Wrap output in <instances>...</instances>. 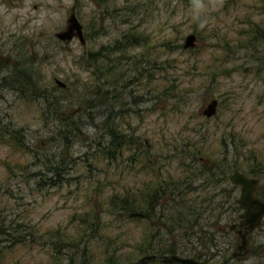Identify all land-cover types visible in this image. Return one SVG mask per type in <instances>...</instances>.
Wrapping results in <instances>:
<instances>
[{
  "label": "rangeland",
  "instance_id": "rangeland-1",
  "mask_svg": "<svg viewBox=\"0 0 264 264\" xmlns=\"http://www.w3.org/2000/svg\"><path fill=\"white\" fill-rule=\"evenodd\" d=\"M261 6L258 0H0V127L20 130L29 150L35 154V158L26 156V171L39 170L48 175L49 164L46 159L50 160L53 155L55 161L56 153L61 150L60 138H49L54 120H48L50 116L40 108L39 97H32L33 93L39 95L43 86L59 89L54 79L61 81L67 87L61 96L70 103L62 107L60 114L69 113L75 107L71 105L80 97V82L88 79V73H92L93 67L86 64V60L93 59V56L85 54L96 53L94 58L97 63L102 61L103 54L97 55L99 47L105 44L108 47L129 27L143 32L144 40L142 45L133 49L107 55L109 60L117 61L116 68L119 75H122V81L108 89L112 96L106 101L109 105L117 102L115 105L123 110L124 115L119 116L118 121L121 123L118 128L121 134L133 142H142L150 147L148 153L153 156L152 165L155 170V174L124 171L123 180L118 181V170L127 167L133 145H125L111 163L105 165L104 162H96L92 163L95 169L89 168L94 150L86 147L83 137L89 136L87 141H100V137L97 131L90 128L86 118L80 116L85 131L72 140L66 167L59 174L63 180L66 178L77 183L76 186L55 189L42 185L40 181V188L35 191L33 186L36 184L32 181L36 176L27 177L25 173L18 178L9 176L5 163L9 162L8 166L14 167L16 156L8 155V147L0 144V215L5 216L6 220L18 219L19 222L26 220L23 215L27 212L31 221L41 228H51L58 224L64 226L69 213L72 210L79 211L85 205L82 188L95 182L100 185L102 175L113 181V187L109 185L103 188L107 195L114 188L119 191L121 184L137 186L135 181H151L157 175L158 166L164 171L161 173L164 179L176 177V160L174 156L169 160L167 157L175 143L176 147L184 142L187 144V157L191 149L198 148L201 153L197 160L200 157L208 160L219 158L223 154L228 161L237 162V169H245L243 165L252 161L259 162L260 165L255 167L261 172L263 182L264 67L256 63L254 58L264 55V48L261 47L264 41L254 49L246 46L235 48L230 43L226 50L229 54L221 61L212 63L215 56L222 55V37H239L245 33L249 23L260 25L264 22ZM71 9L82 29V44L76 38L61 42L54 37L55 32L64 29ZM187 33L195 35V45L183 49L181 44ZM173 37L176 40L170 42L167 50L161 41ZM176 43L181 47L173 48ZM183 57L187 59V74L181 81L187 89L186 93H181L183 96L178 100L166 98L161 93L163 88L160 85L172 83L170 75H173V67L160 61L181 60ZM208 64H211L210 67ZM15 69L21 70L23 76H18ZM29 70L39 86L33 93L21 84L26 75L23 72ZM113 95L117 99L113 100ZM209 98L217 99V113L215 117L205 119L200 108ZM99 117L95 118L96 124L101 119ZM104 140L107 141V138ZM220 143L229 149L220 150ZM239 144L240 147L234 150L233 146L238 147ZM10 170L14 171V168ZM231 171H227V177ZM212 173L215 178L217 172L212 169ZM231 189L227 180L214 184L207 172L195 173L184 201L195 202L197 207H204L213 217L219 210L220 221L207 230L206 242L203 236L196 238L202 231L199 228L195 229V233L191 229L187 234L181 228H175L171 234H167L170 233L167 232L170 226L158 228L155 225L161 235L159 243L172 241L175 254L180 256H189L188 253L193 250L195 253H216L210 262L219 264L221 249L227 246L231 237L234 241L227 228L233 216V202L237 194ZM67 190L71 191V195H66ZM92 193L90 198L93 200L95 191ZM205 216L211 220L212 216ZM112 217L106 212L102 214L103 222H109V226L102 228V237L93 247L102 250L104 238L116 234L117 247H120L123 256L132 258L135 255L133 246L138 244L142 233L146 231V223L126 220L122 223L114 222ZM1 222L4 223L3 220ZM199 238L204 239V245L198 243ZM255 239L263 251L264 232H260ZM12 250L4 264H13L16 260L23 264L26 259H30L31 254L24 248L15 246ZM36 250L33 251L34 260L28 264H48L49 257L44 252L46 249ZM93 253L99 254L97 250H93ZM259 256L264 258V253L260 252ZM243 258L237 263L232 260L230 264H264V259ZM128 261L130 259L122 263L127 264Z\"/></svg>",
  "mask_w": 264,
  "mask_h": 264
},
{
  "label": "trees",
  "instance_id": "trees-1",
  "mask_svg": "<svg viewBox=\"0 0 264 264\" xmlns=\"http://www.w3.org/2000/svg\"><path fill=\"white\" fill-rule=\"evenodd\" d=\"M262 5L261 11H264V0H258ZM246 31L239 37L226 38L222 37L223 50L222 55L215 56L212 63L217 60L221 61L225 58L226 54H229L226 50L229 49V44L232 43V47L246 46L247 48L254 49L257 44L264 41V29L249 23L246 25ZM133 30V31H132ZM144 33L141 31H135V28H126L121 32L119 39L112 41L107 47L100 46L97 55L103 54L102 61L97 63L94 56L96 53L87 52L85 55L93 56V59L86 60V64H89L92 68V73H88V79L80 82L81 93L77 102L73 103L75 107L69 112L61 115L63 111L62 107L70 103L69 100L63 98L61 94L66 92V88H55V87H42L39 95L35 92L38 82L31 70L24 71L26 74L21 82L22 86L28 88L33 93L32 97H39L38 104L40 108L45 110V113L50 116L48 120H54L53 126H50V139L52 137L60 138L61 150L55 155L57 159L54 161V156L51 159H46L48 163V175L41 173L39 170L27 172V155L35 158L27 145L25 138L23 137L20 130H14L9 128L0 127V144H4L8 147V155L14 154L16 159L14 160V167H9L10 164L5 163V170L8 171L9 176L18 178L22 174H26L27 177L36 176V179L32 183L36 184L33 189L37 191L40 187V181L42 185L46 184L48 188L58 189L64 187L67 189L70 186H76L77 183H72L68 179H62L59 175L62 170L66 167L68 150L72 145V140L83 134L85 127L82 125L81 118H86L90 128L99 133L100 141L88 140L89 136H84L83 141H86V147L94 150L91 153V159L89 168L95 169L96 162L103 163L106 165L107 162L111 163L116 160L119 156L121 149L127 145H133V152L131 157L128 159L127 167L118 170V178L123 180L124 171L132 172L137 174L139 172H151L155 174L153 156H150L148 151L149 148L142 142H137L129 138L124 137L121 134V130L118 129L121 125L119 123V116L124 115L123 110L117 107L115 103L109 105L106 101L112 92H109V88H113L118 82L122 81V75H119L116 64L117 61L112 59L109 60L107 55H112V52H124L133 49L135 46L142 45ZM241 38V39H240ZM176 38L163 39L161 44L168 50L170 42H174ZM181 46L177 43L173 45V48H180ZM182 48V47H181ZM225 49V50H224ZM126 54V53H125ZM124 54V55H125ZM160 53L157 54V56ZM114 58V57H113ZM256 63H260L261 67H264V55L258 58H254ZM169 63L173 67L171 80L172 83L169 85H160L163 90L162 94L166 95V98H174L178 100L183 94L186 93V87L182 86L181 78L187 74V59L183 57L181 60L169 59L162 60L160 63ZM211 65V64H210ZM208 64V67H210ZM205 67V66H203ZM202 67V68H203ZM136 68V67H134ZM96 71V72H93ZM176 70L177 73H174ZM14 72H18V76H23L21 70L15 69ZM108 77V79H107ZM153 80V78H150ZM169 87L170 89L167 90ZM55 90H58L55 93ZM36 94V95H35ZM113 100L117 99V96L113 95ZM134 102H138L134 100ZM176 102V101H175ZM177 103V102H176ZM176 107V105H174ZM117 107L116 110H113ZM100 112V113H98ZM80 113L78 116L76 114ZM102 113V114H101ZM41 113H39L40 115ZM95 115V116H93ZM100 116L99 125L95 123V118ZM43 116H41L42 118ZM98 118V119H99ZM77 119L79 122H77ZM97 119V120H98ZM50 122V121H49ZM49 122L47 124H49ZM122 122V121H121ZM107 138V141L104 140ZM128 140V141H127ZM182 141V140H181ZM183 142V141H182ZM94 145L92 146V144ZM39 146V145H38ZM182 147H184V150ZM193 150V151H192ZM171 154L167 153L168 160L174 156L176 160V168L178 169L176 177L166 178L165 181L158 183L156 177L144 182H136V185L126 186L120 185V190L117 191L115 188L107 195L103 188L112 185L113 181H110L102 175L101 184H89L87 187L82 188V197L85 205L81 210H72L67 218V224L64 226L56 225L51 228H41L38 224L31 221L28 213L23 215L26 220L18 219H5V216L0 215V264H4L6 257L13 251L12 248L17 246L24 248L27 253H30V259H27L23 264H28L34 260V253L36 248H44V252L47 254L48 264H123L127 260V264H169L161 260L163 255L175 253V245L172 241L168 243L160 244V231H156V227H171L167 234H171V231L175 228L182 229L184 234L194 229L197 221L205 214L211 216V212H208L204 207H197L195 202H189L187 199V189L191 188V178L195 173H208L211 182L216 184L217 181H226L228 183L227 171L235 168V161H228L226 155H220L214 159H205L203 161L197 160L198 155L201 151L198 148L191 149L190 154L187 157V144L181 143L176 147V143L170 148ZM141 153V154H140ZM175 153V155H174ZM255 158V157H254ZM187 159V162H186ZM73 162V160H71ZM185 161V162H184ZM93 163V164H92ZM195 163L198 166L195 167ZM188 164V165H187ZM252 164L257 166L260 163L252 161ZM135 168V166H137ZM118 169V164L115 165ZM14 168L13 170H10ZM130 168V170H129ZM212 169L217 172V176L213 178ZM90 171V169L88 170ZM8 175L6 177H9ZM48 176L47 178H45ZM155 176V175H154ZM45 179V180H43ZM98 180V179H96ZM38 185V186H37ZM232 188V187H231ZM173 192L170 200V206L164 208L160 206V209L156 210L160 198L168 190ZM232 190V189H231ZM95 191L93 200L90 198ZM176 192L179 195L175 197ZM66 195H71V191L67 190ZM188 203V205H187ZM106 212L112 217L114 222L126 221H142L146 223V231L141 235V239L138 244L133 246L135 255L132 258L123 256L120 251V247H117V235L106 236L104 238L102 250L93 247V244L102 237V228L108 227L109 222L104 223L102 220V214ZM205 212V213H204ZM1 213V210H0ZM183 215H186L183 218ZM156 217H159L158 219ZM193 222V223H192ZM168 223V225H166ZM192 223V224H191ZM194 227V228H193ZM161 230V229H160ZM143 231V230H142ZM193 233V234H194ZM203 236L204 239L207 237L204 232L197 235ZM204 239L199 238L198 243L203 244ZM5 242V243H2ZM93 250H97L99 254H94ZM145 254H152L154 258L148 260H139V258ZM105 256V257H103ZM13 258V257H11ZM124 259V260H123ZM123 262V263H122ZM20 261L16 260L19 264Z\"/></svg>",
  "mask_w": 264,
  "mask_h": 264
},
{
  "label": "flooded vegetation",
  "instance_id": "flooded-vegetation-1",
  "mask_svg": "<svg viewBox=\"0 0 264 264\" xmlns=\"http://www.w3.org/2000/svg\"><path fill=\"white\" fill-rule=\"evenodd\" d=\"M263 24H264V22H262L260 25H257V26L264 29V25ZM261 47L264 48V46H261ZM210 99L211 98H209L201 106L200 113H201L202 108L206 105V103ZM217 105H218V103H217V99H216V106H215V114L214 115H212L210 117H205L203 115L202 116L205 119H210V118L215 117L216 113H217ZM241 145H242V142H241ZM239 147H240V144L238 145V147L233 146L234 150H236ZM218 148L220 150L229 149L228 147H226V145H223L222 143H220V145H218ZM201 158L202 157H200V160L202 161ZM204 160L205 159H203V161ZM235 163H237V162H235ZM244 163H245V161H244ZM238 167L239 166L235 165V168L232 169V171L235 170V171L243 174L245 177L254 178L256 180V182H255V184H254V186L252 188L251 196L257 201L264 202V189H263L264 181L263 182L261 181L262 180V178L260 177V173L261 172L257 171V167H255V165L252 164L251 162L248 165H243V167H245V169H237ZM162 172H164L162 167L158 166L156 168V173H157L156 179L158 180V183L161 182V181H165L164 175H161ZM228 180H229V175H228ZM228 184H230V186L232 187V191L235 190L237 192L236 197H235L234 202H233L234 207H233V216H232V219H231L232 221L230 220L229 221L230 223L227 226L228 231H230V233L234 237V241H233V239L231 237V239H230L229 243L227 244V246L222 248L221 249L222 251L219 253L220 255L222 254V256L219 258V255H217V257L221 260L219 264H227V263L230 264V261H232V260L237 263L243 257L244 258L245 257H253V258H256V259L262 261L264 258L259 256V255H260V252L264 253V246H263V251H262V249L260 248V245L256 242L255 237L257 235H259L260 232H264V212L259 216L258 223L251 230H248L247 229V225H245L243 223V221H244V218H243L244 207H241L236 202V199L239 197L240 185L233 184L230 181H228ZM169 191H170V189L165 194H163L161 196L160 203L158 202L156 210L160 209V206H164V208L170 206V200L169 199L172 198V194H173L174 191L173 192H169ZM178 195H179V192H176L175 197H177ZM207 216H209V215L207 214ZM211 216H209V217H211L210 221L207 220L206 216H202L197 221V224L195 225V228L196 229H198V228L201 229L202 232H204V235L207 237L205 239V242L208 240V235H206L205 233L207 232L208 229H211V227H213L217 222L220 221L221 213H219V210H218V213L214 217H213V215H211ZM156 218L158 219L159 217H156ZM223 222H224V220H223ZM244 232H246L245 235H244V237L246 239V245H245L246 250L244 251V253H242L243 250H240V253H242V254L239 255V251L235 247L238 244V241H239V238H240L241 234L244 233ZM188 255H189L188 257L194 258L195 260H198V261H201V262H204V263H208V264H212L210 262V260H212L216 256V253L213 254V253H209L207 251H204L203 253L202 252L201 253H195L194 250H193V251H190L188 253ZM161 260L164 261V259H161ZM158 264H160V263H158Z\"/></svg>",
  "mask_w": 264,
  "mask_h": 264
},
{
  "label": "water",
  "instance_id": "water-1",
  "mask_svg": "<svg viewBox=\"0 0 264 264\" xmlns=\"http://www.w3.org/2000/svg\"><path fill=\"white\" fill-rule=\"evenodd\" d=\"M54 36L60 41H69L71 38L75 37L79 43H83V36L81 32V26L77 22L73 12H69L65 20V27L64 29L57 31L54 33ZM195 45V36L192 33H188L184 36L182 41V48H192ZM54 84L60 88L64 87V84L54 79ZM215 106H216V99L211 98L206 105L202 108L201 114L205 117H210L215 114ZM229 181L233 184L240 185V192L239 197L236 199V202L241 206L244 207L243 223L247 225V229L251 230L257 223L259 216L264 212V202L257 201L251 196L252 188L256 182L254 178L245 177L243 174L233 171L229 176ZM264 189V186H263ZM246 232L242 233L238 244L236 245V249L239 251V255L244 253L246 250V239L244 237ZM240 250H243L240 253ZM153 255H145L140 259H147L151 258ZM169 260L177 262L179 264H207L201 261H197L191 257L185 256H178L175 254H170L167 257Z\"/></svg>",
  "mask_w": 264,
  "mask_h": 264
}]
</instances>
